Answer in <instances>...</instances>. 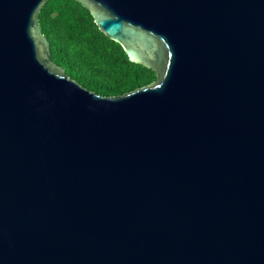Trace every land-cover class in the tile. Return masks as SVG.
Instances as JSON below:
<instances>
[{"label":"water","instance_id":"1","mask_svg":"<svg viewBox=\"0 0 264 264\" xmlns=\"http://www.w3.org/2000/svg\"><path fill=\"white\" fill-rule=\"evenodd\" d=\"M47 1L0 0V264H264V0H77L156 73L117 97Z\"/></svg>","mask_w":264,"mask_h":264},{"label":"trees","instance_id":"2","mask_svg":"<svg viewBox=\"0 0 264 264\" xmlns=\"http://www.w3.org/2000/svg\"><path fill=\"white\" fill-rule=\"evenodd\" d=\"M39 19L53 61L86 89L117 97L155 81V71L130 61L124 48L99 29L77 0H48Z\"/></svg>","mask_w":264,"mask_h":264}]
</instances>
